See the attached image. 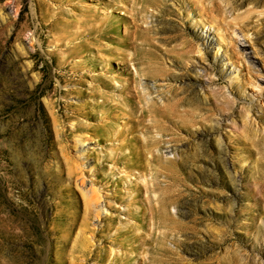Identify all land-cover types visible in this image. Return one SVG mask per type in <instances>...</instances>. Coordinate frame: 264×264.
I'll return each mask as SVG.
<instances>
[{
	"label": "rangeland",
	"instance_id": "1",
	"mask_svg": "<svg viewBox=\"0 0 264 264\" xmlns=\"http://www.w3.org/2000/svg\"><path fill=\"white\" fill-rule=\"evenodd\" d=\"M205 1L209 9L190 14V19L177 15L175 0L176 7L162 14L148 7L146 15L153 12L159 23L150 29L147 16L130 15L140 5L146 7L147 0L126 3L125 11L118 8L108 15L111 37L104 44L115 45L125 28L134 32L135 43L127 49L136 53V61L125 66L119 58L109 62L116 86L118 77L126 76L125 69H137L146 72L141 74L142 83L153 82L167 98L164 104L153 92L147 101L136 96L126 106L144 112L147 140L159 137L179 149L175 156L165 152L152 159L149 171L135 178L137 171L129 166L133 172L125 175L123 157L112 173V162H100L112 143L105 128L116 129L123 118L96 127V118L66 106L68 101L87 99L66 90L85 87L76 83L79 72L72 64L94 54L90 50L76 56L78 51L69 48L81 39L67 42L69 29H74L67 25L73 16L64 13L70 12V2L0 0V264H264V0ZM83 3L91 10L102 9L95 0ZM121 4L116 0L113 7ZM205 31L220 59L206 72H198L197 79L195 69L204 68L206 62L191 63L186 38L198 40ZM143 46L160 57L161 74L153 73L158 65ZM101 66L102 62L89 71ZM99 92L96 101L103 98ZM154 99L158 105L152 104ZM155 106H172L173 119L161 118L152 110ZM116 112L119 108L112 110ZM222 117L223 122L215 125ZM81 135L86 148L83 170L76 153L80 145L74 147L75 137ZM152 152L160 155L157 149ZM173 157L180 160L178 166L160 169L161 161ZM86 165L92 166L89 171ZM82 171L86 186L80 183ZM97 171L102 172L97 176ZM92 178L99 180L98 191L110 194L114 202L113 208L107 206L101 213L116 217L108 231L102 230L104 220L94 215L90 223L82 219V191ZM136 181L143 187L137 200L130 201L126 187ZM114 191L123 201L112 197ZM140 198L154 209L167 200L164 216L147 214L143 223L137 207ZM99 202L104 204L103 198ZM134 221L138 225L126 223ZM133 234L139 239L129 241Z\"/></svg>",
	"mask_w": 264,
	"mask_h": 264
},
{
	"label": "bare ground",
	"instance_id": "2",
	"mask_svg": "<svg viewBox=\"0 0 264 264\" xmlns=\"http://www.w3.org/2000/svg\"><path fill=\"white\" fill-rule=\"evenodd\" d=\"M95 1H97L98 5L100 7H102V9H100V11L96 8L91 10L89 5H86L85 3H83V0H76V2H74V0H69V1L67 0V2H70V4H69L70 5V12H64V13H66V15H67V13H70V16H73V19H70L67 25H70L71 28H74V29H69V35L67 34L69 36L67 38V42H69L75 38H81L78 41H75L74 43H72L71 47H69V46H67V47L71 48V50H74V52L78 51V53H76L77 54L76 56H78V54H83L84 52L90 51V50L94 54L87 56V54L85 53L86 55L84 56L83 60L81 59L78 61H74L72 64L73 67L75 68L73 70H76L79 72V75L76 78V83L80 84V85H85V87L82 88L79 86H71L69 88L67 87V90H66L67 93H77L78 97L79 96H86L87 99H79L75 104L72 101H68V102H66V106L73 105V108H72L73 113L81 114L86 118H90V117L96 118L98 120V123H96V125H99L96 127H103L104 125L106 127L107 123L109 122L108 120L114 121V120H117L119 117L123 118L122 123L116 129L110 130L112 128V126L110 129L108 128L110 126L105 128V130H107L105 132L106 139L112 140V143H110L109 145L106 146L108 148V150H110L109 155H107V156L105 155L106 157L104 156L103 160L100 162H104V161L112 162V165L109 166V168L111 169L110 172L112 173L113 172V166H115L116 163L121 162L120 161V160H122L121 157H123V158H125V162H126V163H124L125 167L123 166L124 171H125V175L128 176V174L132 170L131 168L129 169L127 167V166H129V167L134 168L137 171L134 174L135 178H136V177H139L140 175H142L143 173H146V171H149L148 169H150V168L148 167V165L150 164V161L152 159L158 160V159L162 158L163 153H165V152L169 153V154L172 153L175 156V153H177V151L179 149H178V146H175L174 144L169 143V141H165L164 139L159 138V137L152 136L149 138L150 140H147V136H149V135L145 136L144 132H147L149 127L147 126V124L144 123V120H145L144 119V116H145L144 112L141 110L140 113H139V111L137 113V111L135 109L126 106L128 104L129 99L135 98L136 96L139 98L140 101H142V100L147 101V95L151 94L153 92H155V94L157 92V95H158L157 98L162 99L161 101L163 103L165 102V100H167L166 96H164L162 94V92H160L158 87L153 82L142 83L140 81L141 74H146V72L141 71V73H140L137 69H135V71L132 72L130 70L127 71V69H125L124 72H125L126 76L121 75L120 77H118V78H120V82L117 83L118 84L117 86L115 84V81L116 82L118 81L117 76L114 74L113 69H111L109 62L111 60L119 58L122 62H124V66H125V63L127 65V63H129V62L134 63L136 61V53L134 51L130 52L127 49V46L129 44L135 43L134 42V36H133L134 32L132 33L131 30L129 31L127 28H125L123 30L124 32L120 33L119 36L116 38L118 40V42L115 45H106L103 43V40L109 39L111 37V34L108 33V29H110V27L109 28L107 27L108 17H109L108 15L113 13L114 11H116V9H118V8H120L122 10L126 3L127 4L128 3L134 4V3H138L139 1H143V0H118L120 2V4L121 3L122 4L120 6L116 5L115 7H113V5H114L116 0H95ZM175 1H178L179 6H177V7L174 6V0H147V3H145L146 7L142 6L143 5L142 4L137 8L136 11L134 10L135 12H132V14H130V15H132L133 17H137V16L138 17L139 16L145 17V16H147V20L149 18V21H148L149 26L147 27V29H150V27H154L155 25H158L159 23L157 22L156 14H154L153 12L150 15H146V13H148V11H149L148 7L149 8L151 7L153 10H156V13L165 12V10H167L169 7H176L178 10L177 15L182 19L184 17H186L187 19H190V14H196V13L201 14V13L206 12L207 9H209V7H208L209 5L207 6L208 2H206L205 0H175ZM252 1L259 2L261 0H252ZM205 2H206V4H205ZM186 3L189 4V8L186 7V5H185ZM87 11H90V12L92 11V13H87ZM124 11H125V7H124ZM209 11L210 10H208V12ZM185 12H186V15H185ZM219 12H221V11H219ZM226 12H227V10L223 9V13H226ZM61 13H60V15H61ZM78 14L80 15V17H77V19H74ZM210 14H212V13L210 12ZM56 18H58V17L56 16ZM60 19H62V17ZM60 22H61V20H60ZM57 24H58V21H57ZM63 24H66V23H63ZM59 27H62V26H59ZM63 28H65V27H63ZM67 29H64V30H67ZM61 30L63 31V29H61ZM111 31H113V30H111ZM67 33H68V31H67ZM65 34H66V32H65ZM60 35H62V34H60ZM198 35L200 36L198 40H195L191 37L186 38L187 41L189 42V50L188 51L193 53L191 55V59H193L191 63L197 64L200 62H204V63L206 62V64L204 65V68H199V69L196 68L195 69L196 74L194 73V75H195L194 77L197 79L201 74L198 72H200L201 70L204 72L205 69L207 71L210 68L211 64L216 59L217 60L220 59V55H218V49L217 50L213 49L214 43H213L212 37L209 35V33H207L205 31L203 33L200 32ZM62 36L65 39V37H64L65 35H62ZM58 39H59V37H58ZM145 39L146 38L144 37V40ZM59 40L62 41V38ZM58 42L59 41H57V44H58ZM151 44H155L154 41H151ZM142 49L145 53L151 55L153 57V59L156 60L155 63L158 66H157V69L155 70V72H153V73L154 74H161L162 69H160L161 68L160 64L162 61L161 62L159 61V60H161L160 57L150 47H144L143 46ZM195 53H197V54H195ZM210 53H212V54H210ZM66 57H67V55H66ZM145 60H147V59H145ZM96 61H97V63H96ZM100 62H102V66H101L99 71H93V72L89 71V70H96V68L99 66ZM220 63H224L223 60ZM84 64H89V66H84ZM163 67H164V65H163ZM105 81H107L106 84H104ZM99 87H102V89H103L102 92L100 91L103 95V98L101 99V101L100 100L96 101L94 99V97L96 95H98L99 90L97 88H99ZM105 87L110 88L111 93L106 92L107 90L106 91L104 90ZM134 87L137 88V91L134 90L135 89ZM102 89H100V90H102ZM149 97H151V95ZM152 98H154V97H152ZM150 101H151V98H150ZM152 104L158 105L157 99H154V101H152ZM124 105L126 106V109H125ZM116 108H119V112H116L115 114H113L112 110H115ZM145 108H148V107H145ZM172 109H173L172 106H170L169 109H164V108H161L158 106H155L152 108V110L157 115H159L161 118H164L167 121H171L173 119ZM146 110H148V109H146ZM67 116H69V117L74 116V114L67 115ZM148 116H149V114H148ZM223 119H224L223 117L219 120L217 119L215 121V125H220L223 122ZM160 121H162V120L160 119ZM153 122H155V121H153ZM148 124H150V123H148ZM138 129L142 130V132H141L142 135L137 133ZM221 136H218V144H219L218 148L220 150H222V147H224L223 140H222ZM84 141H85V138L82 137V135L76 136L74 139V147H78L77 145H80V147H78V150H76V153H78V157L80 159L79 163L81 166L80 169H82V170H83L82 166H85V163H86L84 161V159H82V157L84 156V151L86 149L85 145L83 146ZM153 149L159 150L160 155L153 153L152 152ZM223 150H224V152H222V158L227 161L228 160L227 153L225 152V149H223ZM146 151H148L147 153L151 154L152 158L147 157ZM179 161L180 160H176L174 157L173 158H165L163 161L160 162L161 165L159 164V166L161 167L160 169L164 168L165 170H171V169H173L174 165L178 166ZM88 166H91V165H86V167H87L86 170L89 171L92 166L91 167H88ZM101 172L102 171H97V173H95V174L98 176ZM132 172H133V170H132ZM83 173H84V171H82L81 175H80L81 176L80 183H81V185L83 184L84 186H86L84 179H83ZM151 173H152V171H151ZM143 179H145V178H143ZM145 181H146V179H145ZM98 182H99V180L95 181L93 178L90 179L89 187L86 188L85 192L82 191L83 192V210H84L82 219L86 223H88V222L90 223V221L92 219V215H94V217L96 219H98V221H99V219H100V221H101V219L104 220L105 224L103 225L102 230L108 231L111 229V225H112L113 221L116 219V217L111 215V214L110 215H104V217H101V213L103 212V210L105 208H107V209H108V207H109V209L113 208L114 202L112 203V201H110V199H109L111 197L110 194L105 193V191H103V190H102V192H103L102 194L98 191V189H97L98 187H96ZM146 182H145V184H147ZM118 183H119V181H118ZM141 183L143 184V182H141ZM141 183L136 181L134 184H129L126 187L127 195H128V198L130 201H133V200H135V198L139 197V193L143 187V185ZM81 188H83V187H81ZM117 192L118 191H114L112 197H115L116 200L118 199V200L123 201L124 197L119 196L120 194L118 193L119 194L118 195ZM125 193H126V191H125ZM101 198H103L104 204L99 202V200ZM140 199H141V204H140V206H137V207H138L139 214H141L139 220L143 221V223L147 222V214H149L150 217H152V218H153V216H159V215L161 217L164 216L163 210L165 211V208L167 206V200L162 201L161 206L158 209H154L151 207V205H150V207L147 206V202L145 201V199H143V198H140ZM127 202H129V201H127ZM129 209H131V208H129ZM176 210L181 212V209L178 207L176 208ZM135 213H136V211H135ZM132 217H136V215L135 216L133 215ZM85 222H84V224H86ZM126 223L130 227H132V225L136 224L137 221L136 222L134 221L133 223H130V222H126ZM136 225H138V224H136ZM117 227H119V226H117ZM145 229H146V227H145ZM127 230H125V231L127 232ZM115 232H118V231H115ZM139 234L140 233H138V235ZM138 235L133 234V236L130 237L128 240L129 241H130V239L137 240V239H139ZM128 236H130V235H128ZM128 236H126V237H128ZM146 238H147V236H146ZM115 239H116V233H115V236L113 238H111V240L113 241ZM141 240L144 241L143 238ZM128 244L130 245L131 248L135 249L134 244H132L131 242H128ZM136 246H137V248L139 247L138 244ZM127 260H128V258H127Z\"/></svg>",
	"mask_w": 264,
	"mask_h": 264
}]
</instances>
